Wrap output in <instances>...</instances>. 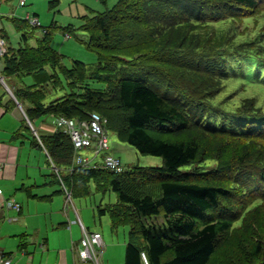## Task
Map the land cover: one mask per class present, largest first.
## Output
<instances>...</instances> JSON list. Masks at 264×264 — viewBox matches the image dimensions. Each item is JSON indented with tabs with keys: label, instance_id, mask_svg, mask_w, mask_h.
<instances>
[{
	"label": "trees",
	"instance_id": "1",
	"mask_svg": "<svg viewBox=\"0 0 264 264\" xmlns=\"http://www.w3.org/2000/svg\"><path fill=\"white\" fill-rule=\"evenodd\" d=\"M56 3V0L50 3V7ZM259 6L264 7V0H118L111 10L83 16L79 30L85 36L81 44L96 56L98 74L93 76L94 81L104 85V91L110 90L101 77L111 81L118 67L125 69L111 89L116 103L102 89L86 87L83 64L73 62L70 69L62 65L63 56L50 45L58 28L51 25L44 29L36 45L30 46L27 41L32 31L28 30L27 21H14L16 30L21 32L22 46L6 49L1 75L24 105L29 121L43 117L80 120L87 119L90 113L102 112L105 129L113 131L122 143L143 156L162 159L160 167L136 166L123 173L104 167L81 168L73 165V147L64 133L56 131L34 137L38 143L40 140L37 147L41 146L61 177L55 178L56 183L68 188L72 196L86 197V183L90 180L100 187H110L115 193L117 203L98 212L109 217L112 231L121 226L129 228L123 264H143L141 254L147 264H210L220 239L231 232L237 218L233 203L226 202L224 206L221 203L228 194L219 185L225 177L238 183L241 201L260 204L264 200V158L258 161L259 156L251 158L249 152L242 154L244 159L217 164L216 175L197 169L179 171L182 166L198 163L202 155L200 143L183 136L186 131L193 129L239 141L264 138V115L252 105V98L245 104H234L231 110L215 111L203 103L208 99L200 103L193 98L197 95H188L216 92L217 80L225 81L235 73L242 75V66L249 74L254 67L255 80H264V54L255 49L259 41L249 39L253 45L247 42L242 47L230 45L226 49L224 40L217 48L208 44L211 42L208 34L207 41L200 44L202 48L190 53L174 52L182 43L180 40L191 34L183 31L186 27L204 24L208 28L212 24L242 20L246 12ZM130 10L133 12L123 16ZM167 22L176 27L166 25L165 33L156 39L154 34L163 32ZM60 30L66 34L74 29ZM136 60L140 65L130 67ZM175 68L196 72L195 80L201 79L198 90L188 82L178 86L173 76L169 82L168 71ZM57 71L67 84V92L44 105L46 94H41V89H62ZM146 75L158 76V84L145 81ZM26 76L32 77L30 85L23 83ZM116 112L124 116L122 127L111 124ZM171 136L178 137L165 139ZM128 171L137 174L135 178L140 177L141 184L151 183V177L155 176L156 194L137 190Z\"/></svg>",
	"mask_w": 264,
	"mask_h": 264
},
{
	"label": "rangeland",
	"instance_id": "2",
	"mask_svg": "<svg viewBox=\"0 0 264 264\" xmlns=\"http://www.w3.org/2000/svg\"><path fill=\"white\" fill-rule=\"evenodd\" d=\"M49 1L52 0H38L37 5H32L36 6L37 11H35V14L38 15L39 27L29 29L32 31L33 34L31 39L29 37L30 40L27 42V44L32 46L35 45L36 39L41 36L42 28L50 24L52 21L63 29L70 24L75 26L73 28L74 37L69 38L68 40H65V36L62 34V31L58 28L59 30H56L53 33L51 39V47L55 51H57V53L63 56L62 65L66 69L72 68L73 62L83 64L86 76L83 82L86 87L93 89L98 88L102 89L103 91L106 90V88L103 89L104 85H102L100 82L94 81L93 79L95 73L98 74V72H96V56L92 52L87 51L85 47L81 44V40H83V37L85 35L84 33L80 32L79 27L81 26V18L83 16L92 17V15L94 14L97 15L105 11L111 10L118 0H105L104 2H101L100 0H57V5L52 8L48 6ZM10 2H14L16 5L18 3V0H10ZM132 12L133 11L131 10L127 11L123 14V16ZM245 14L246 18L244 17L242 20H233L232 22L228 21L225 23H217L214 25L212 24V26H209L208 28L204 27V24H199L197 27H186L185 29H183V31L188 30V32H191V34L186 35L185 38L180 40L182 41V43L180 42L179 47L174 49V52L185 53L200 49L203 47L200 44L207 41L206 38L208 34H211L208 39V41L211 42H208V44L216 46L217 48L222 46L224 40L226 41L225 44H227L226 49H229L230 45H240V47H242L243 45H245V43L249 42V39H253L259 41V44H257L258 46H256L255 49H260V53L264 54V7L259 6L252 12H246ZM31 17L33 18L34 16L31 15ZM3 22L4 21L1 20V23ZM168 24L170 26L174 25L168 22L165 24V26L163 25V30L160 29L163 32H161L160 34H154V37L156 39L159 38L163 33H165L164 29ZM5 25V44L3 43V47L7 46L8 48L16 49L22 46V42L20 41L21 32H18L12 26V24L9 23V21H6ZM174 27L176 26L174 25ZM192 34L194 35V37ZM226 37H228L227 40ZM249 43L251 45L254 44L251 41ZM248 52H250V49L248 50ZM138 60L133 61V63L129 66L138 67L140 65L136 64ZM3 67L4 62L2 57H0V92L2 94L7 95L8 91L5 89H12L9 85H7L9 84L8 81H6L1 75ZM242 67V75L241 72L240 74L235 73V75L232 73L234 76H231V78L225 81L217 80V83L214 86V88H218L216 92L212 91L204 95H200L199 93H189L188 95H197L193 98L195 101H199L200 103L202 102V100L208 99L203 101V103L207 104L210 108L215 111H225L226 109L231 110V108L234 107V104H245L246 102L250 101V98H252V105H254V107H256L257 109L260 108L259 113L264 115V80H255L256 77H254L252 74L253 72H255L254 67H252L251 69V74L246 73V71L244 72V66ZM123 70L125 69H121V67H118L117 71H114V73H116L111 75V81H109L106 77H101L103 81L108 82V87L110 90L104 92H106V96H112L113 99L111 101L114 103H116L115 94L112 93L111 89L112 86H115L116 84L117 80L115 79H118L122 73H125V71ZM168 72L169 74L166 79L169 82L171 81V77L173 76L178 80V86L182 85L181 82H188V84H192L194 86L193 87L191 85L195 90H198V86L200 85L201 79L195 80L198 77L196 72L191 71L186 73L183 70H177V68L171 69ZM57 75L62 83V89H41V94H43V92L46 94V98L43 101L44 105H48L50 101L62 96L63 92H67V84L59 74V71H57ZM200 78L205 77L200 76ZM22 80L25 85H30L32 83L31 76L23 77ZM144 80H148L152 83L158 84V76L156 75H146ZM11 93H13V91ZM172 94L174 95L175 92H173ZM13 95L14 94H12V96ZM34 95H38V93H35ZM214 96L216 97L211 100V97ZM15 98L16 97L14 96V102L25 117L24 108H21V105L17 102ZM226 102L228 104L230 103L229 106L226 105ZM103 112L108 114L106 111ZM98 113H100V115L104 117L102 115V112ZM96 115L100 116L99 114ZM123 119V114L116 112L114 114V119L112 120L111 124H113V126L122 127L121 125ZM44 125L46 126L45 130H49L47 117H43L33 121L32 126L35 130H33L32 127L29 129L34 135H36V129ZM186 132L187 133L183 136L193 137L200 143L202 155L198 163L194 165L182 166L179 169V171L181 172H190L197 169L200 172H211L212 174L216 175L219 172L217 170V164H220L222 166L230 160L231 162L236 161L239 157L241 159H244L245 156L242 155L244 152H249V157L251 158L259 156L257 158L258 161L264 158V138L262 137L250 138V140L248 141H239L228 139L224 136L205 135L193 129L191 131ZM176 137L171 136L165 139L172 140ZM36 138L38 137L36 136ZM107 140V153L120 160L121 166L123 167V171H120L121 173H123L124 170L127 168L131 170L136 166H162L161 158L143 156L139 154L131 146L122 143L118 139L117 135L111 130H107ZM92 152V149H85L81 150L79 152V155L83 158L87 157L89 160L92 161V164L88 168L102 167V160L104 154L99 153L97 156H93ZM44 172H47V174L50 175L51 169L45 167ZM127 173H130L129 177H132L130 178V180H135L133 186L137 190H140L141 192L150 191V194H156L157 188L155 183L157 180L155 176L151 177V180L149 181L151 183L144 182L143 184H141V178H135V175L137 176V174L131 171H128ZM55 178L57 180H61V177L57 173L55 174ZM47 179V182L51 181L50 176H48ZM56 184L59 185L58 183ZM219 185L226 189L228 193L226 200H223L221 202L222 205L224 206L226 202L228 204L233 203V213L237 215V218L234 219V225H232L231 232L227 235H224L220 239L218 250L211 259L210 264H264V200H261L262 202L260 204H257L256 202L252 203L251 200L246 201V199L245 201H241L242 192L237 188L238 183L230 177H225L224 182L220 183ZM98 186L99 185H97L94 180L88 181L86 183L88 195L86 197L72 198L71 201L73 203H76V208L78 212L83 211L85 218L92 222V225L90 227L91 231L89 232H98V234H100L104 239L106 248L105 250L100 252V249L97 246H94V250L98 252L97 258L91 260H88L89 258H86L84 260L79 256V252L81 251L78 252L77 258L79 262L90 261L91 264H123L124 251L128 242L127 235L129 228L127 226H121L116 228L115 231L111 230L109 217L106 214L101 215L98 212V209L105 208L106 206L112 204L115 205L117 203L116 195L112 192L110 187L105 185H101V187ZM53 187L57 189V187L59 188L60 186ZM61 187L63 191L62 193H64V195L66 196V188L63 186V184H61ZM68 212H72V207H70V205L68 206ZM37 220L38 219L36 217H33L31 220L28 221L30 224L32 222L34 225ZM64 229L68 231L67 228ZM85 232L82 231L83 236L85 235ZM89 232L86 233L88 234ZM52 240L57 241L53 238Z\"/></svg>",
	"mask_w": 264,
	"mask_h": 264
},
{
	"label": "crops",
	"instance_id": "3",
	"mask_svg": "<svg viewBox=\"0 0 264 264\" xmlns=\"http://www.w3.org/2000/svg\"><path fill=\"white\" fill-rule=\"evenodd\" d=\"M54 1H49L48 6L50 7V3ZM37 3L38 0H18L15 5L10 0H0L2 43L5 42L6 21H9L15 29L14 21H24L27 17L31 21L38 22V15L35 14L36 6H32ZM52 7L54 5L50 8ZM31 15L34 17L32 18ZM1 20L4 22L1 23ZM27 25L28 30L34 28L28 21ZM51 25L61 29L52 21L43 27L42 31ZM67 27L73 29L75 26L70 24ZM73 31L63 34L65 40L74 37ZM31 37L32 35L30 39ZM7 48V46L4 47L5 51ZM17 102L21 108H24L22 103L18 100ZM47 118L49 130H45V124L37 128L36 135H34L27 129V127L33 128L32 122L18 109L14 102V95L12 97L8 92L7 95L0 92V163L2 165L0 168V189L2 191L0 196V256L7 257L10 264H91L90 261L79 262L77 255L79 251L85 250L81 246V240L84 237L82 231H91L92 222L85 218L83 211L78 212L76 203L71 201L76 197L72 196L68 188L66 190L70 193L69 198L62 193L61 185L56 184L53 176L56 174L54 164L46 157L41 146L36 145L39 143L34 137H44L54 132L55 118ZM44 166L51 169L50 175L44 172ZM48 176L51 177L49 182H47ZM53 186H60V189ZM10 200L20 205L19 212L5 208L6 201ZM69 205L72 207V212H68ZM33 217L38 219L34 225L28 221ZM90 234L93 233L89 232L87 235ZM52 238L57 241H53ZM100 239L103 243V251L106 245L101 235ZM94 246L96 245H92L93 250Z\"/></svg>",
	"mask_w": 264,
	"mask_h": 264
},
{
	"label": "built area",
	"instance_id": "4",
	"mask_svg": "<svg viewBox=\"0 0 264 264\" xmlns=\"http://www.w3.org/2000/svg\"><path fill=\"white\" fill-rule=\"evenodd\" d=\"M26 20L32 27H39V24L36 20L31 21L28 17L26 18ZM4 53L5 49L0 38V57H3ZM104 123L105 121L100 116L92 113H90L87 119L84 120H77L66 117H56L54 119L53 131L62 132L70 139L74 152L72 159L74 166L88 168L92 164V161L87 157H81L79 155V152L85 149H92L93 156H97L99 153L104 154L102 167L115 172H120L123 170L120 160L107 153L108 140L107 130L104 127ZM1 166L2 165L0 163V168ZM1 195L2 191L0 189V196ZM66 197L69 198L70 193L67 192ZM5 208L8 210H13L15 212L20 211V205L11 200L6 201ZM81 245L85 247V250L79 252V256L84 260L86 258H89L88 260L97 258L98 252H95L93 250L92 245H96L101 251L103 249V243L100 239V235L94 233L87 235V233L85 232L84 238L81 240ZM141 259L143 264H147V260L144 254H141ZM0 264H10V260L7 257L0 256Z\"/></svg>",
	"mask_w": 264,
	"mask_h": 264
},
{
	"label": "water",
	"instance_id": "5",
	"mask_svg": "<svg viewBox=\"0 0 264 264\" xmlns=\"http://www.w3.org/2000/svg\"><path fill=\"white\" fill-rule=\"evenodd\" d=\"M6 88V87H5ZM6 90L8 91V93H10V95L12 96V93L10 92V90H8L7 88H6ZM13 97V96H12Z\"/></svg>",
	"mask_w": 264,
	"mask_h": 264
}]
</instances>
